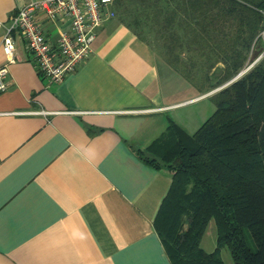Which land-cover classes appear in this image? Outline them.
Instances as JSON below:
<instances>
[{
  "label": "crops",
  "instance_id": "obj_1",
  "mask_svg": "<svg viewBox=\"0 0 264 264\" xmlns=\"http://www.w3.org/2000/svg\"><path fill=\"white\" fill-rule=\"evenodd\" d=\"M26 2L0 0V65L6 27ZM56 28L48 25L52 38ZM13 36L0 92V264H172L154 227L171 172L137 151L166 130L170 109L201 92H169L159 60L171 67L117 16L58 83ZM215 247L216 237L204 250Z\"/></svg>",
  "mask_w": 264,
  "mask_h": 264
},
{
  "label": "trees",
  "instance_id": "obj_2",
  "mask_svg": "<svg viewBox=\"0 0 264 264\" xmlns=\"http://www.w3.org/2000/svg\"><path fill=\"white\" fill-rule=\"evenodd\" d=\"M113 8L143 41L144 27L153 29L166 63L199 91L218 63L219 84L237 75L264 38V0H114ZM211 98L215 109L196 131L170 118L137 151L171 172L154 227L172 264H225L223 248L234 264H264V57ZM211 219L208 252L200 242Z\"/></svg>",
  "mask_w": 264,
  "mask_h": 264
},
{
  "label": "built area",
  "instance_id": "obj_3",
  "mask_svg": "<svg viewBox=\"0 0 264 264\" xmlns=\"http://www.w3.org/2000/svg\"><path fill=\"white\" fill-rule=\"evenodd\" d=\"M114 0H27L10 18L2 39L0 92L8 87V64L15 61L13 31L24 40L37 71L52 83L73 73L93 52L97 29L115 16ZM56 25L52 38L48 25Z\"/></svg>",
  "mask_w": 264,
  "mask_h": 264
},
{
  "label": "rangeland",
  "instance_id": "obj_4",
  "mask_svg": "<svg viewBox=\"0 0 264 264\" xmlns=\"http://www.w3.org/2000/svg\"><path fill=\"white\" fill-rule=\"evenodd\" d=\"M144 29L147 42L156 50L157 55L160 58L164 59V51L160 45V40L155 35V31L153 29L151 30L148 26L144 27ZM262 57H264V38L261 37L253 47L245 68H250ZM159 66L161 69H167L169 71V84L167 86V90L172 94L175 91L177 97L183 96V98H187L201 92V97L196 98L179 108L170 109L165 114L166 117L168 116L169 118L175 120L178 124H181V126H184L188 132L193 133L212 114L215 109V104L211 98V95L227 85L228 81L220 84L218 83L220 77L223 74V64L218 63L212 69L210 85L205 86L202 91H199L196 86L192 85L179 72H177L173 68H171L173 69L171 70L168 66H166L165 62L159 60ZM190 90H192V92ZM215 237V224L214 220L211 219L206 228V234L204 236V242L202 245L203 248L207 250L209 246H212ZM221 256L225 264H234L230 252L227 248H223L221 250Z\"/></svg>",
  "mask_w": 264,
  "mask_h": 264
},
{
  "label": "water",
  "instance_id": "obj_5",
  "mask_svg": "<svg viewBox=\"0 0 264 264\" xmlns=\"http://www.w3.org/2000/svg\"><path fill=\"white\" fill-rule=\"evenodd\" d=\"M249 68H245L241 70L237 75H235L233 78L228 80L227 84L231 83L233 80L237 79L239 76H241L245 71H247Z\"/></svg>",
  "mask_w": 264,
  "mask_h": 264
}]
</instances>
